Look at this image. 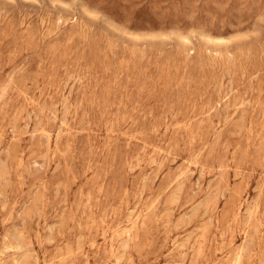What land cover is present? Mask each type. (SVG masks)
<instances>
[{
	"label": "rangeland",
	"instance_id": "obj_1",
	"mask_svg": "<svg viewBox=\"0 0 264 264\" xmlns=\"http://www.w3.org/2000/svg\"><path fill=\"white\" fill-rule=\"evenodd\" d=\"M0 264H264V0H0Z\"/></svg>",
	"mask_w": 264,
	"mask_h": 264
},
{
	"label": "bare ground",
	"instance_id": "obj_2",
	"mask_svg": "<svg viewBox=\"0 0 264 264\" xmlns=\"http://www.w3.org/2000/svg\"><path fill=\"white\" fill-rule=\"evenodd\" d=\"M13 245V244H12Z\"/></svg>",
	"mask_w": 264,
	"mask_h": 264
}]
</instances>
